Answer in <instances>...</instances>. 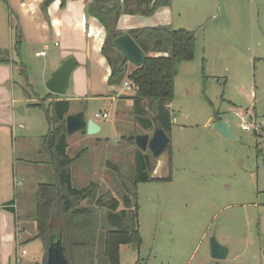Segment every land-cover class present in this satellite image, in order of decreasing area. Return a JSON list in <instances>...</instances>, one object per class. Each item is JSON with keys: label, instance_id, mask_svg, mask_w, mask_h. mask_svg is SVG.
Here are the masks:
<instances>
[{"label": "rangeland", "instance_id": "rangeland-1", "mask_svg": "<svg viewBox=\"0 0 264 264\" xmlns=\"http://www.w3.org/2000/svg\"><path fill=\"white\" fill-rule=\"evenodd\" d=\"M133 3L130 0L129 7ZM169 4L164 16L159 12L141 16L138 24H167L192 32L195 52L178 66L174 79L167 147L170 171L165 173L170 179L151 176L149 182L134 185L132 202L137 204L141 243L139 250L122 245L120 264H134L138 258L146 264H264V0H169ZM9 15L7 3L0 0V22L6 28ZM4 33L2 46L8 39V31ZM31 58L37 65L33 49ZM32 72L40 76L38 69ZM43 90L41 79L30 87L39 97ZM21 106L25 114L16 115L26 129L14 127L17 142L10 125L0 124V200L5 204L16 200L19 210L25 209L19 217L27 220L36 214L38 184L54 183L55 175L42 145L49 103L44 102L43 109L26 102L17 105ZM103 110L101 101L86 107V118L101 127L95 138L81 132L66 138L71 146L67 153L75 158L72 185L94 183L95 195L103 196V202L105 193L121 202L124 185L131 188L135 137L144 132L124 104L112 105L108 118L98 120L94 115ZM216 116L228 123L238 140L214 131ZM142 152L154 158L149 149ZM77 208L85 213L68 225L65 245L71 247L73 264H99V242L111 230L106 209L89 200ZM36 234L35 224L21 236L27 255L8 264L43 262L45 242L27 240ZM212 239L227 249L225 258H211Z\"/></svg>", "mask_w": 264, "mask_h": 264}, {"label": "trees", "instance_id": "trees-1", "mask_svg": "<svg viewBox=\"0 0 264 264\" xmlns=\"http://www.w3.org/2000/svg\"><path fill=\"white\" fill-rule=\"evenodd\" d=\"M54 0H46L47 6ZM130 0H91L87 12L94 16L104 27L105 38L101 53L110 67L108 84L113 86L127 80L135 91L133 96L134 106L132 116L144 129L161 128L168 136L171 131L170 114L166 108L174 95V79L178 66L182 62L190 61L195 52V38L192 32L185 29H172L169 26L157 25L130 29L127 32L145 53V60L140 67L130 66L117 52L113 45L114 38L124 32L117 29V22L121 14L152 16L159 8L168 7L169 0H133L134 7H129ZM65 0H61V6ZM19 38L16 37L17 47ZM0 50V63L6 62ZM161 54L151 56L150 54ZM51 95V93H49ZM145 100V106L141 102ZM34 107L43 109L38 103ZM52 115H49V110ZM69 102L65 100L53 101L45 110L48 122V131L43 138V148L52 166L55 182L40 183L36 192V237L45 242V249L50 235L62 231L64 242L68 225L74 222L85 209L77 208L81 201L89 200L106 209V222L111 230L105 237H101L99 250L96 253L99 264H120V246L129 245L139 250L141 238L137 226V204L134 199V185L149 182L153 178V158L136 149L134 174L131 188L124 185L120 209V200L105 193L106 201L95 195L96 184L90 183L83 188H74L72 185V163L75 158H70L66 153V126L65 117L68 114ZM168 147V145H167ZM167 147L165 149H167ZM164 149V150H165ZM163 150V151H164ZM109 166V163H107ZM170 177L164 179L169 180ZM133 196V197H132ZM58 219L59 222H56ZM55 222V223H54ZM71 247H66L67 258L70 264ZM96 258V259H97ZM40 264H45L43 261ZM134 264H146L138 258Z\"/></svg>", "mask_w": 264, "mask_h": 264}, {"label": "crops", "instance_id": "crops-1", "mask_svg": "<svg viewBox=\"0 0 264 264\" xmlns=\"http://www.w3.org/2000/svg\"><path fill=\"white\" fill-rule=\"evenodd\" d=\"M4 1L9 7L11 17L9 15L7 28L0 22V37L8 31L6 44H3L4 46L0 44V50L6 51L4 54L6 62L0 63V124L7 123L10 125L12 137L15 136L14 127L22 130L26 129L23 121L18 119L16 115L19 113L18 111L25 114L26 109L24 106L17 107L18 104L24 102L33 107L34 104L38 103L44 106V102L51 103L65 100L69 102L67 115L83 112L86 120H88L86 118V107L89 102L101 101L104 110L96 113H106L108 116L107 109L112 105L122 103L125 109L128 110V115H132L135 91L124 88V82L127 80L113 86L108 84L110 67L101 53L106 33L100 22L87 12L91 0H65L64 6H61V0H54L47 6H44L46 0ZM168 7L159 8L155 14L159 12L160 15L164 16V12ZM139 17L141 15L121 14L117 22V29L126 33L130 29L141 28L142 26L138 24ZM168 21L170 23V19ZM162 25L169 26L167 24ZM16 37L19 38L17 47L15 46ZM32 49L33 56L38 62L37 65L33 64L31 58ZM150 55L158 56L161 54L154 53ZM69 57L74 60L75 67L70 75L66 93L64 95L51 93L50 95L44 83ZM35 68L40 71V76H36L32 72ZM39 79H41L44 87V90L40 92V97L39 94L35 96L30 91V87H35ZM145 102L143 100L141 105L145 106ZM77 103L80 105L75 107ZM169 105L170 103L166 105L168 112ZM107 118L100 117L98 120ZM219 121L222 120L216 116L214 124ZM119 122L121 121L117 123ZM96 123L100 127L99 123ZM155 130L143 128L144 133L142 134H148L151 137ZM120 131L122 132V130ZM78 132H81L82 136L96 137V134L89 135L85 130ZM72 135H67V137L70 136L68 138H71ZM17 137L15 136V142H17ZM168 137L170 138V136ZM21 148L24 149L23 146ZM69 148H71L70 144L66 148V153ZM24 158L30 159L29 156H24ZM154 158L155 166L152 176L154 178H166L165 173L170 171L168 150L165 149L159 157ZM72 177H74L73 173ZM0 201V264L11 263L13 259L15 262H19L22 255H27V251L21 248L23 244L21 236L26 234L32 227H35V216H31L27 220H21L19 211L22 213L25 209L19 210L20 206L16 200H9L10 202L6 204L5 200ZM35 236L31 237L29 235L27 240L40 241L34 239ZM123 246H120V250ZM22 251H25V253H22ZM43 261H45V256ZM30 264L38 263L32 262Z\"/></svg>", "mask_w": 264, "mask_h": 264}, {"label": "water", "instance_id": "water-1", "mask_svg": "<svg viewBox=\"0 0 264 264\" xmlns=\"http://www.w3.org/2000/svg\"><path fill=\"white\" fill-rule=\"evenodd\" d=\"M113 45L117 52L133 67H140L145 60L144 51L138 46L128 32L114 38ZM75 67L74 60L67 58L56 69L45 83L46 89L56 95H64L69 85L70 75ZM66 134L71 135L78 131L85 130L89 135H94L100 131L98 124L92 120H86L84 113L67 115L65 118ZM213 129L226 139L238 140L232 133L227 122L219 121ZM169 143V137L162 129H156L152 136L139 134L135 137V145L140 151L149 149L154 157H159ZM152 176V174H151ZM168 178V177H166ZM164 178V179H166ZM211 258L220 260L226 257L227 249L220 246L215 239L210 243ZM45 264H70L67 258V250L62 235L58 231L50 235L46 245Z\"/></svg>", "mask_w": 264, "mask_h": 264}, {"label": "built area", "instance_id": "built-area-1", "mask_svg": "<svg viewBox=\"0 0 264 264\" xmlns=\"http://www.w3.org/2000/svg\"><path fill=\"white\" fill-rule=\"evenodd\" d=\"M42 54H44V52H42ZM124 88H125L126 90H131V89H132V87H131V85L129 84L128 81H125V82H124ZM94 116H95L96 118H100V117H102V118H107L108 115H107L106 113H104V114L96 113ZM241 128H242L243 130H249L250 126L242 125ZM258 131H259V129H258ZM22 253H25V251H22Z\"/></svg>", "mask_w": 264, "mask_h": 264}]
</instances>
